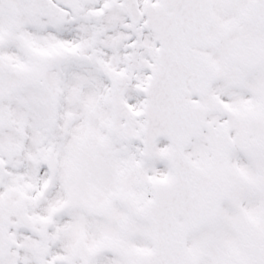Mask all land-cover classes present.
Segmentation results:
<instances>
[{
  "label": "snow or ice",
  "instance_id": "1",
  "mask_svg": "<svg viewBox=\"0 0 264 264\" xmlns=\"http://www.w3.org/2000/svg\"><path fill=\"white\" fill-rule=\"evenodd\" d=\"M0 264H264V0H0Z\"/></svg>",
  "mask_w": 264,
  "mask_h": 264
}]
</instances>
